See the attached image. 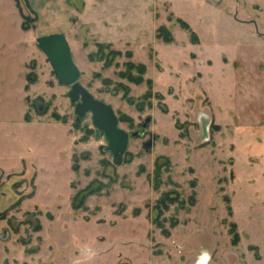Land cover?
<instances>
[{"label": "rangeland", "instance_id": "374dc122", "mask_svg": "<svg viewBox=\"0 0 264 264\" xmlns=\"http://www.w3.org/2000/svg\"><path fill=\"white\" fill-rule=\"evenodd\" d=\"M9 11L0 264H264V0L87 5L66 37L80 84L141 133L120 165Z\"/></svg>", "mask_w": 264, "mask_h": 264}, {"label": "water", "instance_id": "95a60500", "mask_svg": "<svg viewBox=\"0 0 264 264\" xmlns=\"http://www.w3.org/2000/svg\"><path fill=\"white\" fill-rule=\"evenodd\" d=\"M37 48L43 52L56 75L57 80L65 87L70 88L69 98L75 104V113L82 118L86 114L92 115V123L102 133L107 142L108 150L113 155L114 164L120 165L127 152L131 138L141 136L140 132L129 134L119 126V120L110 105L96 99L80 84L81 73L74 62L72 50L67 37L63 33L40 36L36 39ZM153 122L152 117L145 119L142 129L147 130ZM144 144L146 151L151 150L154 135Z\"/></svg>", "mask_w": 264, "mask_h": 264}, {"label": "crops", "instance_id": "0c3cea01", "mask_svg": "<svg viewBox=\"0 0 264 264\" xmlns=\"http://www.w3.org/2000/svg\"><path fill=\"white\" fill-rule=\"evenodd\" d=\"M101 1V0H100ZM99 0H0V7L9 6V16L16 22V26L24 33H33L35 38L40 36L63 33L67 34L73 30L76 23L83 21L89 3H98ZM32 14L36 21L34 26L28 30L23 29V15ZM83 23V22H82ZM85 23V22H84ZM31 60V59H30ZM29 60V61H30ZM29 61L23 65L26 66Z\"/></svg>", "mask_w": 264, "mask_h": 264}, {"label": "trees", "instance_id": "16d2710c", "mask_svg": "<svg viewBox=\"0 0 264 264\" xmlns=\"http://www.w3.org/2000/svg\"><path fill=\"white\" fill-rule=\"evenodd\" d=\"M29 17H30V16H25V15H23V29H25V30H28V29L31 28V27L29 28V26L26 25V22H27V20L29 19ZM35 21H36V18L33 16V20H32V22L35 23ZM160 31H161V30H160ZM160 31H159V32H160ZM109 46H110V45H109Z\"/></svg>", "mask_w": 264, "mask_h": 264}, {"label": "bare ground", "instance_id": "6f19581e", "mask_svg": "<svg viewBox=\"0 0 264 264\" xmlns=\"http://www.w3.org/2000/svg\"><path fill=\"white\" fill-rule=\"evenodd\" d=\"M207 260H208V258H206V256H204V257L202 258V261L199 262L198 264H207Z\"/></svg>", "mask_w": 264, "mask_h": 264}, {"label": "flooded vegetation", "instance_id": "af4514ba", "mask_svg": "<svg viewBox=\"0 0 264 264\" xmlns=\"http://www.w3.org/2000/svg\"><path fill=\"white\" fill-rule=\"evenodd\" d=\"M207 262H208V260H207Z\"/></svg>", "mask_w": 264, "mask_h": 264}]
</instances>
